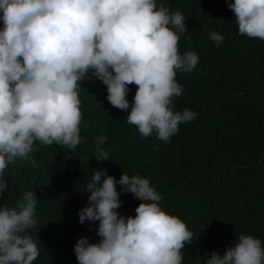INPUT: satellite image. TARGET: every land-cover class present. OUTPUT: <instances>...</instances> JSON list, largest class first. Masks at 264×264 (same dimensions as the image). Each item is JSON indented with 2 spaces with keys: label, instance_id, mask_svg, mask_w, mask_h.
I'll list each match as a JSON object with an SVG mask.
<instances>
[{
  "label": "clouds",
  "instance_id": "clouds-1",
  "mask_svg": "<svg viewBox=\"0 0 264 264\" xmlns=\"http://www.w3.org/2000/svg\"><path fill=\"white\" fill-rule=\"evenodd\" d=\"M240 35L264 40V0H229ZM186 17L157 0H0V196L9 190L4 170L30 156L34 144H81L80 82L93 77L107 87V100L127 114L145 138L168 142L180 124L194 120L191 109L174 111L183 94L177 70L191 72L195 51H179ZM219 47L224 36L209 34ZM137 85L131 102L129 85ZM108 137L95 138L97 161L109 160ZM107 168L95 170L84 192L88 203L79 222L93 225L100 239L80 237L78 264H183L181 249L194 233L161 207L151 181L123 172L117 180ZM120 185V190L117 189ZM142 201L136 215L122 214L121 193ZM38 197L27 191L15 207L0 205V264H33L41 249L29 229L37 223ZM197 259H200L199 257ZM203 264H264V242L239 234L223 255L205 254Z\"/></svg>",
  "mask_w": 264,
  "mask_h": 264
},
{
  "label": "trees",
  "instance_id": "trees-1",
  "mask_svg": "<svg viewBox=\"0 0 264 264\" xmlns=\"http://www.w3.org/2000/svg\"><path fill=\"white\" fill-rule=\"evenodd\" d=\"M157 3L187 18L179 51H195L199 63L191 72L177 70L183 94L173 104L174 111L199 115L180 124L168 142L155 133L145 138L127 122L128 113L107 100L106 85L95 77L81 81L83 142L72 150L37 141L30 153L35 167L18 159L4 170L9 190L0 205L15 207L27 191L38 197V223L29 233L41 255L33 264H78L76 241L100 239L99 221L81 224L79 210L88 203L86 183L104 168L117 180L123 172L147 177L163 197L162 209L186 223L194 240L181 249L183 264H203L212 252L223 255L241 233L264 242V40L239 34L229 0ZM211 32L224 36L219 47ZM129 87L128 112L138 86ZM101 135L108 137L109 160L98 162L94 142ZM121 200L119 211L135 216L142 201L124 192Z\"/></svg>",
  "mask_w": 264,
  "mask_h": 264
}]
</instances>
